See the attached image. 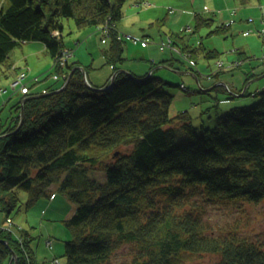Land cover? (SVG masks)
I'll return each mask as SVG.
<instances>
[{"label":"trees","instance_id":"16d2710c","mask_svg":"<svg viewBox=\"0 0 264 264\" xmlns=\"http://www.w3.org/2000/svg\"><path fill=\"white\" fill-rule=\"evenodd\" d=\"M128 1L0 0V66L8 64L16 47L41 41L54 60L53 70L68 77L73 71L60 92L63 84L24 103L40 93L22 94L16 115L0 125V211L9 217L20 209L21 191L30 207L51 198L57 186L76 204L65 220L72 239L65 242L63 264H113L126 247L131 259L123 264H200L196 257L206 254L217 257L211 264H264L261 243L236 230L216 233L194 214L200 213L199 205L190 198L264 202V88L257 92L258 103L233 107L213 128H199L188 111L170 116L174 97L153 71H120L113 84L89 82L100 88L92 89L80 61L57 66L67 48L65 18L78 28L118 27ZM214 23L197 15L198 27ZM229 28L219 25L212 33ZM110 36L105 58L117 72L126 60L124 46L117 33ZM191 49L185 45L193 55ZM217 53L208 51V59ZM169 61L159 64L171 67ZM31 83L28 74L29 89ZM178 130L192 140L177 143ZM100 170L104 183L88 177ZM31 240L0 226V261L9 264L15 253L12 264H34Z\"/></svg>","mask_w":264,"mask_h":264},{"label":"rangeland","instance_id":"374dc122","mask_svg":"<svg viewBox=\"0 0 264 264\" xmlns=\"http://www.w3.org/2000/svg\"><path fill=\"white\" fill-rule=\"evenodd\" d=\"M236 9L237 15L232 16L231 10ZM197 15L213 18L215 23L198 27ZM232 20L235 23L225 34L212 33L217 26L228 25ZM63 21V36L67 49L72 52L69 60H79L81 65L86 66L84 78L91 80L92 76L100 84L105 83L113 74L105 58L106 51L111 47V36H105L104 26L78 28L73 19L65 18ZM262 29L264 0H129L117 27L124 40L123 57L127 58L119 66L123 70L129 68L140 72L138 74L153 71L174 97L170 107L171 117L188 111L195 127L213 128L217 117L231 108L251 106L259 101L257 92L264 88ZM246 32L250 34L245 35ZM127 36L143 39L148 43V48L141 47V43L135 44ZM162 44L167 46L165 50L160 47ZM185 45L192 48L193 55L185 51ZM208 51H217V57L208 59ZM151 53L155 56L160 54L155 57L154 64L149 55ZM144 54L147 56L144 57ZM162 57L171 60V67H160ZM8 65H14V68H8ZM53 65V58L32 42L13 50L8 64L0 66V88L8 89L6 94H1L0 90V122L16 115L14 105L22 96L14 92L11 83L17 72L26 71L31 78L39 77L41 82L38 86L64 85L68 76L55 79L53 73L59 71L53 70ZM191 140L192 137L178 130L177 143ZM88 177L101 183L106 181L104 170L91 171ZM52 188L58 196L55 202L51 198H42L27 207V193L21 191L24 205L20 209L10 213L8 219V213L0 211L1 226L13 230L17 235L27 231L31 234L34 264H57V260L61 261L60 264L64 263L65 242L72 239V232L65 220L75 212L76 204L58 191L57 186ZM190 198L192 204L199 205L200 213L194 214L216 233L236 230L241 236L264 246V202L206 203L197 194ZM130 255V249L126 247L113 257L112 263L128 262ZM55 257L58 259L54 260ZM215 260L216 256L206 254L196 257L195 262L211 264Z\"/></svg>","mask_w":264,"mask_h":264},{"label":"built area","instance_id":"2783aa9c","mask_svg":"<svg viewBox=\"0 0 264 264\" xmlns=\"http://www.w3.org/2000/svg\"><path fill=\"white\" fill-rule=\"evenodd\" d=\"M235 13V12H233ZM114 29V30H113ZM104 31L105 36H110L113 32L117 33V39L120 41H124L123 40V36L122 34H120L117 31V27L115 26L114 28L110 25H106L104 27ZM261 33V32H260ZM262 33H264V29H262ZM58 34V32H57ZM250 32H246L245 35H249ZM127 39H131L135 44H142V46H147L148 43L146 41H143V39L139 38V37H131V36H127ZM104 42H106V40L104 39ZM165 47H167L166 45L162 44L161 48L164 49ZM72 56V52L69 49H65L63 51V53L57 58V66H59L60 69H65L66 65L68 64V60L71 59ZM222 66V64H220ZM62 76H68L67 74L61 73H53V77L55 79L57 78H62ZM11 88L14 90V92L16 93H21V94H28L30 92V89L28 87V74L27 72L23 71L18 73V75L15 77V79L13 80V82L11 83ZM228 88V87H227ZM229 89V88H228ZM1 92L5 93L7 92V89H1ZM55 195H53L52 197H54ZM57 264H60V262L57 260L56 261Z\"/></svg>","mask_w":264,"mask_h":264},{"label":"crops","instance_id":"0c3cea01","mask_svg":"<svg viewBox=\"0 0 264 264\" xmlns=\"http://www.w3.org/2000/svg\"><path fill=\"white\" fill-rule=\"evenodd\" d=\"M211 1H213V2H216L217 0H211ZM244 2H246V1H250V0H243ZM206 10H209V8L208 7H206ZM233 12H235V13H233ZM237 12H238V9H236V10H231V15L232 16H236L237 15ZM235 23V20H232V22H230V24H228V26H230V28H231V26L233 25ZM225 25H227V24H225ZM192 31H194V30H192ZM33 43V44H35V45H38V46H40V48H41V50L42 51H45L46 53H47V50H46V46H45V44L43 43V42H41V41H30V42H28V43ZM128 46V45H127ZM141 47H143V48H148V45L147 46H142V44H141ZM161 47V46H160ZM129 48H131V45H129ZM166 48V47H165ZM165 48L164 49H162V50H165ZM161 50V49H160ZM161 50V51H162ZM124 53V52H123ZM124 55V54H123ZM152 58H153V60L151 61L153 64L155 63V57H159L160 56V54H159V56H155V54H153V53H151V54H149ZM147 56V54H144V57H146ZM127 59V58H126ZM164 60H168V59H164L163 57L159 60L160 62L161 61H164ZM77 61H79V60H77ZM69 62H74V61H71V60H69ZM81 62V61H80ZM163 65V66H162ZM166 66V64H161V66L160 67H165ZM79 66H84V65H79ZM118 66H119V64H118ZM110 68L113 70V74H114V67L112 66V65H110ZM155 69V68H154ZM153 69V70H154ZM120 70H123V68H120ZM152 70V69H151ZM127 71H130L131 73H135V74H137V75H143V74H145V73H147V72H149V71H147V72H145V73H142L141 72V74H138V73H140V72H136V71H133V70H130L129 68L127 69ZM151 72V71H150ZM192 72H195V71H193L192 70ZM18 73L19 72H17L16 73V76L18 75ZM113 74H111V77H112V75ZM15 76V77H16ZM111 77L105 82V83H102V84H100V82H99V80L98 79H96V78H92V76H90V78H91V80L89 79V78H87L88 79V82H92L93 84H95V85H97V86H103V85H105V84H107V83H109L110 82V79H111ZM30 80L32 81V83L30 84V93H32V94H34V93H40V92H45L49 87H53V86H47V84H44V85H40V86H38V83L39 82H41V79L39 78V79H37V77L36 78H31V76H30ZM1 94H4L3 92H1ZM6 94V93H5ZM18 95H22L21 93H17ZM12 99V98H11ZM14 115H12L11 117L9 116V118L8 119H6V120H1V122H0V125H4V124H8L9 122H10V120L12 119V117H13ZM55 196L54 197H51V200L52 201H56L57 200V198H58V196H57V194H54ZM53 196V195H52ZM76 211V210H75ZM75 213V212H74ZM74 213H70V215L68 216L69 218H71L72 216H73V214ZM9 217L7 216V219H8ZM69 218H67V219H69ZM1 226V225H0ZM1 227H3V226H1ZM25 234H27V237L28 238H30V239H32L31 237V234L27 231V233H25ZM52 245H53V243H52ZM32 246V245H31ZM33 248V247H32ZM34 250V249H33ZM35 252V251H34ZM56 258V257H55ZM10 264V263H9ZM61 264H63V263H61Z\"/></svg>","mask_w":264,"mask_h":264},{"label":"water","instance_id":"95a60500","mask_svg":"<svg viewBox=\"0 0 264 264\" xmlns=\"http://www.w3.org/2000/svg\"><path fill=\"white\" fill-rule=\"evenodd\" d=\"M78 68H79L83 73H85V69H84V67L79 66ZM120 71H123V72H125V73H127V74H129V75H132V73H131L130 71H127V70H119V71L115 72V73L112 75V77H111V84H113V82H114L115 79H116V75H117V73L120 72ZM72 75H73V71L70 73V75H69V77L67 78V80H66V82L64 83V85H63L61 88H59L58 90H56V92H60V91H62V90L68 85V83H69V81H70ZM84 79H85L86 84H87L90 88H92V89H100V88H98V87H95V86L91 85V84L88 82V80H87L86 78H84ZM256 80H257V79H256ZM45 93H46V92H45ZM45 93H40V94H37V95H34V96H28V97H26V98L24 99L23 103H24L27 99H29V98L42 96V95L45 94ZM242 95H243V94H242ZM20 115H21V117H22V119H23L24 108H22ZM0 137H3V136H0ZM14 258H16V254H15V253L13 254V257H12V260L10 261V264L13 263Z\"/></svg>","mask_w":264,"mask_h":264},{"label":"bare ground","instance_id":"6f19581e","mask_svg":"<svg viewBox=\"0 0 264 264\" xmlns=\"http://www.w3.org/2000/svg\"><path fill=\"white\" fill-rule=\"evenodd\" d=\"M14 260H15V258H14ZM14 260H13V261H14ZM0 262H1V261H0ZM60 262H61V261H60ZM11 264H12V263H11Z\"/></svg>","mask_w":264,"mask_h":264}]
</instances>
